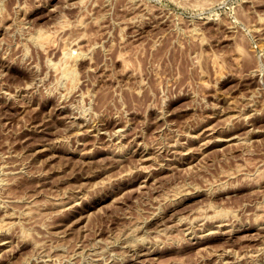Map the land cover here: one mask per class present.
<instances>
[{
  "label": "rangeland",
  "instance_id": "374dc122",
  "mask_svg": "<svg viewBox=\"0 0 264 264\" xmlns=\"http://www.w3.org/2000/svg\"><path fill=\"white\" fill-rule=\"evenodd\" d=\"M0 238L264 264V0H0Z\"/></svg>",
  "mask_w": 264,
  "mask_h": 264
},
{
  "label": "bare ground",
  "instance_id": "6f19581e",
  "mask_svg": "<svg viewBox=\"0 0 264 264\" xmlns=\"http://www.w3.org/2000/svg\"><path fill=\"white\" fill-rule=\"evenodd\" d=\"M221 111V110H220ZM222 112V111H221ZM223 113V112H222ZM221 114V113H220ZM217 115V114H216ZM210 120V119H209ZM210 128V127H209ZM45 143V142H44ZM47 145V144H46ZM45 146V145H44ZM44 146H43V148H44ZM141 155V154H140ZM148 157V156H147ZM145 159V158H144ZM64 201V200H63ZM62 201V202H63ZM59 202V201H58ZM66 202V201H65ZM58 204V203H57ZM68 210V209H67ZM203 224V223H202ZM220 224H222V223H220ZM218 228V227H217ZM230 228V227H229ZM203 229V228H202ZM233 230V229H232ZM229 231V230H228ZM234 231V230H233ZM1 239V238H0ZM142 246H143V244H142ZM146 249V248H145ZM138 251V250H137ZM142 251V250H141ZM150 251V250H149ZM151 252V251H150ZM142 253V252H141ZM145 253V252H144ZM147 253H149L148 252V250H147ZM222 253V252H221ZM139 256V255H138ZM147 257V256H146ZM224 263V262H223Z\"/></svg>",
  "mask_w": 264,
  "mask_h": 264
}]
</instances>
